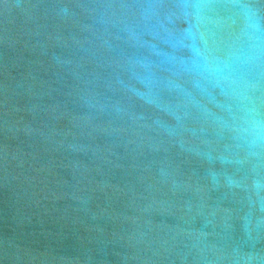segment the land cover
I'll use <instances>...</instances> for the list:
<instances>
[{
  "label": "water",
  "instance_id": "95a60500",
  "mask_svg": "<svg viewBox=\"0 0 264 264\" xmlns=\"http://www.w3.org/2000/svg\"><path fill=\"white\" fill-rule=\"evenodd\" d=\"M0 264H264V0H0Z\"/></svg>",
  "mask_w": 264,
  "mask_h": 264
}]
</instances>
